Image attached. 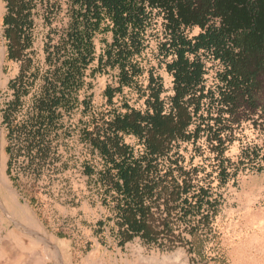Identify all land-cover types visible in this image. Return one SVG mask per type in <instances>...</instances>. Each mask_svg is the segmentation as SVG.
Segmentation results:
<instances>
[{
    "label": "rangeland",
    "instance_id": "1",
    "mask_svg": "<svg viewBox=\"0 0 264 264\" xmlns=\"http://www.w3.org/2000/svg\"><path fill=\"white\" fill-rule=\"evenodd\" d=\"M47 2L52 5L49 19L39 11L32 43L23 59L14 61L6 58L5 4L0 0V171L16 192L7 194L0 183L3 206L15 220L11 222L0 208V221L7 222V228L0 230V243L8 232L12 246V254L0 252V264H264V91L259 106L240 111L223 155L216 157L217 140L212 137L218 127L210 118L217 116L220 106L221 64L210 52L200 51L207 96L198 111L201 119L194 118L189 131L198 124L201 130L196 139L175 143L173 150L179 151L186 167L198 165L200 175L211 173L210 191L218 198L208 226L211 231H199V253L187 232L184 242L173 248L146 244L138 237L120 245L111 233L112 220H107L110 212L95 194L94 175L85 169L100 165L86 133L92 131L93 116L100 111L107 115L115 108L124 111L123 103L143 108L142 87L150 70L163 85L161 98L169 101L172 76L157 56L161 17L147 28L141 56L114 65L107 58L112 33L101 29L107 21H100L99 28L91 23V30L83 32L88 18L85 0ZM76 30L84 36H77ZM187 31L193 36L200 28ZM82 55L88 61H81ZM80 61V72L73 74ZM130 63H137L141 72L133 80L126 78L108 103L104 88L118 86L121 68L128 70ZM51 113L54 124L49 127ZM125 139L135 150L143 149L133 136ZM48 142L50 155L41 157V147ZM221 170L226 171L225 182L218 180L220 172L224 175Z\"/></svg>",
    "mask_w": 264,
    "mask_h": 264
},
{
    "label": "trees",
    "instance_id": "2",
    "mask_svg": "<svg viewBox=\"0 0 264 264\" xmlns=\"http://www.w3.org/2000/svg\"><path fill=\"white\" fill-rule=\"evenodd\" d=\"M3 2L6 58L19 61L32 43L34 17L41 10L48 20L52 5L47 0ZM85 2L88 18L83 32L87 34L91 30V23L99 28L100 21H107L101 29L112 33L107 58L114 65L119 60L125 65L141 56L148 39L146 30L160 16L157 56L172 76L168 102L161 98L160 78L150 70L142 87L143 108L123 103L124 111L115 108L108 115L100 111L93 116L92 131L86 133L96 148L100 165L97 168L88 165L85 169L94 175L95 194L110 212L107 220L113 222L111 233L120 245L138 237L146 244L173 248L184 242L183 233L187 232L191 235L189 242L193 250L199 253V231H211L208 226L218 198L210 191L211 173L200 175V166L183 165L181 154L173 146L178 141L196 139L201 130L198 124L189 131L194 118L201 119L198 111L202 98L207 96L203 85L205 60L200 51L210 52L221 64L220 106L217 116L210 118L218 127L212 137L217 140L216 157L223 155L225 143L232 134L231 124L240 111H252L260 105L264 91V0ZM192 26H198L200 31L189 36L187 30ZM76 32L77 36L83 35L82 30ZM79 58L85 62L89 59L83 55ZM81 61L74 66L73 74L80 72ZM127 66L128 70L121 68L119 72L118 86L104 88L108 103L122 90L126 78L133 80L141 72L137 63ZM9 114L8 111L7 120ZM53 114L47 122L49 127L54 124ZM127 135L136 138L143 149L135 150L126 142ZM5 151L9 153V145ZM40 152L41 157L48 158L50 143H45ZM221 171L224 175L220 172L218 180L225 182L226 171ZM202 208H206L205 213L201 212ZM102 223L98 222L99 230Z\"/></svg>",
    "mask_w": 264,
    "mask_h": 264
},
{
    "label": "bare ground",
    "instance_id": "3",
    "mask_svg": "<svg viewBox=\"0 0 264 264\" xmlns=\"http://www.w3.org/2000/svg\"><path fill=\"white\" fill-rule=\"evenodd\" d=\"M0 183H2L4 186H6L5 188L6 189H8V192H7V194H10V193H13L15 196H16V192L14 191V189L5 181V179L2 177V173H1V171H0ZM11 191V192H10ZM6 192H4V193H6ZM4 195V194H3ZM6 195V194H5ZM4 195V196H5ZM11 196V195H10ZM3 197V196H2ZM12 197V196H11ZM6 198V197H5ZM12 198H14V197H12ZM7 200H8V198H7ZM3 201V200H2ZM2 201H1V197H0V208L2 209V211L5 213V215L10 219V221L11 222H13V221H15L14 219H12L11 217H10V215L7 213V210L5 209V207L3 206V203H2ZM6 202V201H5ZM3 214V213H2ZM17 222V221H16ZM5 224H7V222L5 221V220H3L2 222L0 221V230L2 229H5V228H7V226L5 225ZM9 234L10 233H8L7 232V236L5 237V239L4 240H2L1 241V243H0V252L4 255V256H8L10 253H11V249H12V246H11V244H10V241H9ZM41 239L42 240H44L46 243H47V240L43 237V236H41ZM24 244V243H23ZM23 246V245H22ZM14 247V246H13ZM34 251V250H33ZM39 252V251H38ZM41 253H43V251L41 252ZM12 254V253H11ZM40 254V253H39ZM43 254H45V253H43ZM43 254L41 255V258L42 259H46V258H44L45 256H43ZM47 257L49 256L48 254H45ZM38 256V255H37ZM164 259H167V258H163V260ZM42 261V260H41ZM169 262V261H168Z\"/></svg>",
    "mask_w": 264,
    "mask_h": 264
}]
</instances>
